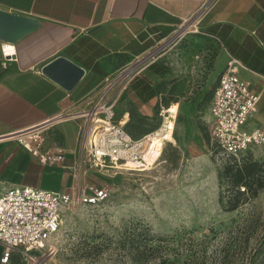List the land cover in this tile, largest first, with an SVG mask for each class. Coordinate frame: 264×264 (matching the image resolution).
Listing matches in <instances>:
<instances>
[{"label":"rangeland","instance_id":"374dc122","mask_svg":"<svg viewBox=\"0 0 264 264\" xmlns=\"http://www.w3.org/2000/svg\"><path fill=\"white\" fill-rule=\"evenodd\" d=\"M153 51L154 66L137 80L154 98L143 102L134 81L121 117L130 113L127 129L138 137L158 130L172 108L174 137L158 163L103 172L98 181L112 191L105 203L67 211L39 261L17 253L8 264H264V189L230 210L235 192L219 178L226 161L205 138L225 59L220 41L191 21Z\"/></svg>","mask_w":264,"mask_h":264},{"label":"crops","instance_id":"0c3cea01","mask_svg":"<svg viewBox=\"0 0 264 264\" xmlns=\"http://www.w3.org/2000/svg\"><path fill=\"white\" fill-rule=\"evenodd\" d=\"M0 11L38 25L15 44L0 43V195L12 187L70 192L72 173L61 166L42 165L13 135L60 114L85 110L86 97L106 77L148 54L191 21L220 41L225 56L219 63L222 74L232 59L244 66L239 76L261 93L247 128L264 131V0H0ZM59 57L85 71L72 91L42 72ZM121 108L120 100L118 119L133 138L151 133L137 137L129 132L131 116L124 112L121 117ZM208 115L209 124L210 111ZM78 126L77 121L67 120L48 135V142L60 145L69 162L75 157ZM252 153L258 160L264 145L255 146ZM90 181L98 182L94 177ZM3 252L0 244V264Z\"/></svg>","mask_w":264,"mask_h":264},{"label":"built area","instance_id":"2783aa9c","mask_svg":"<svg viewBox=\"0 0 264 264\" xmlns=\"http://www.w3.org/2000/svg\"><path fill=\"white\" fill-rule=\"evenodd\" d=\"M153 53L152 50L106 77L86 97L85 110L74 115L60 114L40 127L13 135L42 165L70 171L74 184L67 193L12 187L0 195V244L4 248L1 264H8L17 253L28 261H39L44 248L60 232L67 211L105 203L111 197V189L99 181L93 183L91 177L98 180L109 169L147 171L158 163L165 144L174 137L175 117L168 113L172 108L162 113L158 130L138 139L126 131L117 116L122 95L154 63ZM243 67L236 59L229 62L209 109V134L212 145L219 150L217 161L230 157L240 161L255 146L264 145V131L247 128L261 93L241 79L239 69ZM67 120L79 125L71 162L60 145L48 142L49 132Z\"/></svg>","mask_w":264,"mask_h":264},{"label":"trees","instance_id":"16d2710c","mask_svg":"<svg viewBox=\"0 0 264 264\" xmlns=\"http://www.w3.org/2000/svg\"><path fill=\"white\" fill-rule=\"evenodd\" d=\"M153 65L150 66L152 68ZM157 70V69H156ZM134 80L136 86L137 95L144 101H149L154 98V93L150 92L145 83L142 80ZM133 81V82H134ZM214 91L211 97L213 98ZM211 98V99H212ZM207 142L212 145L210 134L205 136ZM214 153L217 154L219 150L212 145ZM248 153L246 157L240 161L233 157L226 160L225 164L222 166L223 170L219 173L220 179H226L229 181L230 188L229 191L235 192V199L231 200L230 210H235L238 208V203L240 198L245 194L252 193L253 196L257 195L258 192L264 189V162H258L253 159L251 154ZM159 264H172L168 261H161Z\"/></svg>","mask_w":264,"mask_h":264},{"label":"water","instance_id":"95a60500","mask_svg":"<svg viewBox=\"0 0 264 264\" xmlns=\"http://www.w3.org/2000/svg\"><path fill=\"white\" fill-rule=\"evenodd\" d=\"M37 22L0 11V43L15 44L37 28ZM43 74L67 91H72L83 78L85 71L65 57L47 65Z\"/></svg>","mask_w":264,"mask_h":264},{"label":"bare ground","instance_id":"6f19581e","mask_svg":"<svg viewBox=\"0 0 264 264\" xmlns=\"http://www.w3.org/2000/svg\"><path fill=\"white\" fill-rule=\"evenodd\" d=\"M7 49H10L9 45L6 46ZM169 113V112H168ZM174 126V125H173ZM134 171V170H133ZM135 172H145V171H135Z\"/></svg>","mask_w":264,"mask_h":264}]
</instances>
